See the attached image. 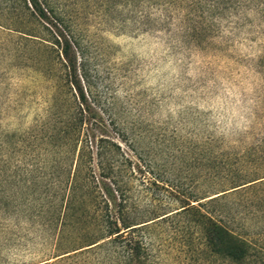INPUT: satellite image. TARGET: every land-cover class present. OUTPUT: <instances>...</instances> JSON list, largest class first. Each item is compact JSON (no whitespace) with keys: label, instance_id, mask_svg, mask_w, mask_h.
<instances>
[{"label":"rangeland","instance_id":"obj_1","mask_svg":"<svg viewBox=\"0 0 264 264\" xmlns=\"http://www.w3.org/2000/svg\"><path fill=\"white\" fill-rule=\"evenodd\" d=\"M41 1L49 19L25 0H0V264H125L119 248L86 245L91 213L64 224L85 137L58 134L66 69L54 23L84 51L150 264H231L175 212L229 188L224 179L238 172L264 175V13L224 0ZM226 202L233 228L264 225L247 214L251 198Z\"/></svg>","mask_w":264,"mask_h":264},{"label":"trees","instance_id":"obj_2","mask_svg":"<svg viewBox=\"0 0 264 264\" xmlns=\"http://www.w3.org/2000/svg\"><path fill=\"white\" fill-rule=\"evenodd\" d=\"M25 2L32 16L49 19L50 11L41 0ZM228 2L238 9L257 8L264 13V0H224L225 4ZM54 27L56 35H53V43L60 46V55L66 69L64 84L60 85L62 89L55 95L56 104L53 106L66 116L63 129L58 134L70 137L77 144L84 142L80 137H85V142L79 148L63 211L64 224H67V220L82 223L83 218L91 213L89 227L85 228L88 236L84 241L88 242L86 245H111L123 252L125 264H150L148 247L141 235L136 234L146 224L141 227L137 226L140 222H136L135 217L133 221L130 220L126 187L120 172L115 169L121 147L108 138L110 135L106 134L108 131L103 117L104 109L98 100L89 96V73L82 58V46L70 34L66 25L54 23ZM35 32L31 29L26 33L36 36ZM98 131L104 133L97 142L95 138ZM93 142L96 144L95 154L92 151L93 145H90ZM258 159L262 161V157ZM95 162L100 170L98 175L93 168ZM257 175L255 171L238 172L224 179L225 185H231L229 188L217 192V195L207 199L205 203L199 202L197 205L187 202L180 211L175 212L185 213L190 217V222L202 232L204 245L210 254L231 264H264V225L258 231L239 230L232 227L231 219L227 217L226 201L233 195L251 198L247 214L264 216V175ZM209 177L216 179V174L211 173ZM209 204L213 205L214 210H218L216 207L219 206L222 215H214L211 209L203 210L202 206Z\"/></svg>","mask_w":264,"mask_h":264}]
</instances>
